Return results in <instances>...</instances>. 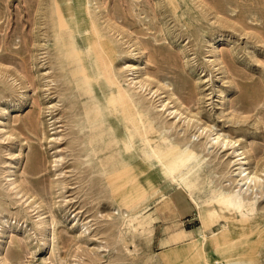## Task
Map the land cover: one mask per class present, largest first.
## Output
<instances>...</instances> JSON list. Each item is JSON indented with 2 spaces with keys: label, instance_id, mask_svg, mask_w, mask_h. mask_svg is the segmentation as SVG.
<instances>
[{
  "label": "rangeland",
  "instance_id": "obj_1",
  "mask_svg": "<svg viewBox=\"0 0 264 264\" xmlns=\"http://www.w3.org/2000/svg\"><path fill=\"white\" fill-rule=\"evenodd\" d=\"M103 62L203 206L243 167L264 181V0H0V264H264V187L246 224L202 230L158 164L123 159L137 118L114 115Z\"/></svg>",
  "mask_w": 264,
  "mask_h": 264
},
{
  "label": "bare ground",
  "instance_id": "obj_2",
  "mask_svg": "<svg viewBox=\"0 0 264 264\" xmlns=\"http://www.w3.org/2000/svg\"><path fill=\"white\" fill-rule=\"evenodd\" d=\"M91 51H93L94 53L97 52L96 47L92 46ZM92 70L95 73V75H98V78L96 80H98L97 82L99 83L98 85L100 86L101 90L105 92V96L108 100L110 107H112L113 109L114 115H121L122 119H124L125 121L130 119L133 116H136L137 118L136 121L134 122L132 121L131 126L130 125L125 126V134H126L125 137L129 140L132 146H126L124 144L125 152L123 154V159L128 158L129 160H132L135 157H137L135 158V160H139L140 164L144 165L143 168L148 169L150 172L154 171V169H156L155 168L156 165L158 164V167H160V169L158 170L160 175L163 176L164 179L167 180L169 184L171 185L177 184L184 193L189 195L193 204L196 205L199 211V221L201 223L202 230L205 231L209 229L211 222L213 221L215 217H218L219 219L236 220L234 218L239 213L241 217V224H246V222L251 219L250 216L258 212V201L257 200L261 198L263 199V197L260 195L261 191L255 192V189H258V188L262 189L264 187V181L262 179V176L258 175V172L249 171V169L245 167H243L240 170L239 175H238V177L240 178L239 191L236 190V192L234 191V193L232 194L221 195L220 197L214 198L213 200H210L209 203H207L208 204L207 206L205 205L203 206V203H201L199 197L197 196L195 197V195L192 196L191 194H188L190 192L189 191L190 183H187L185 179H183L181 183L180 180L177 179L176 175L181 174L183 176L184 171H187L186 175L192 174L193 173L192 172L193 160H189L186 162L174 160V157L176 155L175 153L178 150L176 149V151H173L170 153L166 151L167 150L166 147L168 143L170 142L167 138L163 139V141L161 142L162 144L161 143L158 144L157 142L155 143V145L152 144L153 139H151L149 132H152L154 129L151 128L148 130L149 125L153 123L151 121V118L149 117L148 119L144 120L142 118L143 116L139 113V111L135 110L132 102L130 101V98L125 93L123 94L121 90H120L121 92L120 96L116 97L115 90L116 88L119 90V87L117 86L116 82L111 78V76H109V71L106 70V63L103 62V65H100L98 63L95 67H93ZM85 72L87 73L86 80L88 81V83H90V85H92L91 84L92 80H89L87 78L89 75L88 70H85ZM83 84H84V81H83ZM97 88L98 86L97 87L93 86V90L95 91L96 95L98 92ZM92 94L90 93V95ZM174 111H177V110H174ZM174 111L173 112L169 111L170 115L177 114V112L175 113ZM112 116L113 114L106 116L103 119V122H106V118L109 120V118H111ZM183 116L184 115L180 113L179 116H175L174 118L177 119L180 117L179 120L182 121ZM191 122H193L192 119H190L187 124H190ZM147 123L148 125H146ZM206 130H207L206 128H200V133L202 132L201 134H203ZM94 131H96V129ZM210 137L213 138L211 141L213 143L215 142L216 145H219L220 143L222 146L228 147V146H232L236 144V142L234 143L233 141L227 140L226 138L222 139V135H219V134L212 133ZM138 141H142V147L139 150L135 147ZM112 145H114V143ZM175 147H178V146H175ZM224 147H221V148H224ZM186 151L189 152L190 154L193 153L188 148H186ZM243 155L244 153L238 156H243ZM242 160L244 159L240 158L239 161H242ZM126 179H127V186L129 184L135 185V186H130L129 190H134V189L136 190V188H138V186L140 185L139 182L141 183V181L139 180V177L136 174H132V175L130 174V176H128ZM218 208H220V210H218ZM219 211L221 213H219ZM244 211H246V213Z\"/></svg>",
  "mask_w": 264,
  "mask_h": 264
}]
</instances>
